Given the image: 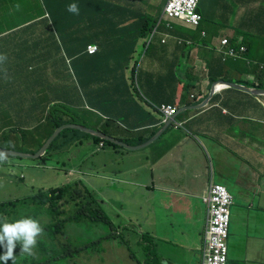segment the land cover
<instances>
[{"label": "crops", "instance_id": "0c3cea01", "mask_svg": "<svg viewBox=\"0 0 264 264\" xmlns=\"http://www.w3.org/2000/svg\"><path fill=\"white\" fill-rule=\"evenodd\" d=\"M198 12L203 19L198 29L179 23L173 24L171 29L160 26L143 61L140 88L142 94L155 104L185 108L203 102L212 90L208 75H204L207 70L219 80L245 89L264 85V0H202ZM45 27L33 30L32 36L37 40L32 46L35 51L26 52L28 57L45 56L48 58L40 61L51 62L59 50L49 49L56 44L42 33L47 32ZM4 28L0 25V36ZM249 32L252 33L249 36L250 51L236 59L226 56L228 48L220 45L221 41L227 40L228 46L235 50L246 48L248 41L242 38ZM168 35L163 45L161 41ZM78 37L62 45L66 47V53L71 54L68 47L81 45L79 41L86 44L101 39V43L106 44L104 32L90 27L81 28ZM110 46L114 47L100 52L104 55L102 60L115 62L127 48L115 42ZM220 55L225 56V62ZM75 58V72L71 76H57L55 90L58 94L53 101H60L68 108L80 107L88 121L85 126L105 130L128 145H137V140L151 138L164 129L159 117L144 108L133 96L127 81L123 82L128 77L127 72L121 73L118 66L115 72H105L100 70L105 67L102 61L96 65L100 60L84 58L81 61L80 55ZM12 62L29 64L25 58L14 57L6 61L11 67ZM11 67L0 71V108L7 110L9 115L0 114L1 124L8 125L9 117L28 127L40 123L47 115L50 103L44 104L37 99L31 107H25L30 99L21 100L28 96L21 87L41 85L42 82L36 81L40 74L35 70L12 73ZM105 77L109 80L104 81ZM47 84L51 85L49 80ZM188 84L192 89L182 91L183 85ZM99 92L103 93L94 96ZM109 99L111 103L106 107ZM177 119L186 122V129L192 136L184 130L169 127L144 149H104L85 167L94 142L90 137L75 134L74 138L81 140V146H72L52 156L57 158L70 150L72 154L68 160L75 161L78 149L84 146V141L88 142L89 150L81 160L77 178L96 190L104 204L105 200H112L115 209H122L121 212L108 210L117 221L134 222L131 218H124L130 217V208L134 206L129 204L128 198L125 204L121 193H129L141 203L154 200L153 208L147 212L148 219L152 213L156 219L151 222L150 230L155 238L162 240L163 247L168 248V257L178 264H199L198 251L208 218L203 198L211 177L217 182V175L225 181L221 184L233 196L229 253L235 247L244 248L243 251L233 250L230 263L264 264V96L256 97L228 88L220 94L216 92L204 108L187 109ZM114 121L131 131L123 130ZM142 123L146 128L134 130ZM65 177V184L75 178L71 172ZM138 191L148 192L150 198H135ZM162 196L181 199V207L163 206ZM133 214L143 216L136 208ZM252 254L258 256L253 257Z\"/></svg>", "mask_w": 264, "mask_h": 264}, {"label": "clouds", "instance_id": "9594fccd", "mask_svg": "<svg viewBox=\"0 0 264 264\" xmlns=\"http://www.w3.org/2000/svg\"><path fill=\"white\" fill-rule=\"evenodd\" d=\"M112 1L117 3L116 0H112ZM128 1L131 2L132 0H128ZM169 1L170 0H162L161 5H160L161 12H160V15H159V17L157 19L155 27L145 37L138 39V41L136 42L132 52L130 53V55L128 57V64H127L128 66H127V68L124 69L125 73L126 72L128 73V77H127V79L125 78V80H123V82L127 81V83L129 84V88L133 92V96L135 97V99L144 108H146L147 110H149L150 112L156 114L159 117L160 124H163L164 129H161L160 131L155 133L151 138H148V139L142 138L140 140H137L136 141L137 145H128L121 138L113 137L110 134H108L107 132H105V130H100V129L87 127V126L84 125L85 123H79L76 120V122H67L66 124L61 125V126L77 125V126H80V127H84V128L90 129V130H92L94 132H97V133H99V134H101L103 136L112 138L115 141L119 142L120 144L111 143L108 140L100 139V137H97L95 135H92L90 133H87L85 131H82V130L76 129V128H72V127L71 128H67V129L76 130V132H74V131L70 132L69 131V133H68L69 142H70L69 136H70V134L72 132H74V135L78 134V135L90 137L91 140L94 142V148H93V152H92L94 154V153H99L100 151H102L104 149H120V148H123V149H126V150H139V149H142V148L144 149L147 146H149L150 144H152V142H154L160 136V134L162 133L161 131H164V130H166L169 127H171L174 130H184V131L187 132L188 135L192 136V134L189 131H187V129H186V122L178 120L177 116L180 113H182L183 111L187 110V109H201V108H204L205 106L208 105L210 98L212 96H214V94L216 92L220 94V93L228 90V88H231V87H228L226 85H220V83H225L226 84L227 82L221 81L218 78L212 76L213 73L211 71L207 70V71H204V75H208L209 80H210V87L212 86V89H213L214 84H217V85L215 86L214 93L211 94V92H212V90H211L210 96L206 100H204L203 102L199 103L196 106H190V107H196V108H189V107L179 108L178 106L165 104V103L155 104L152 101H150L145 95L142 94L138 75L140 76L142 74L143 61H145L146 56H148V54H149V52H150V50L152 48L151 45L153 44V41H154V39H155V37H156V35L158 33V30H159L160 26H164L167 29H171L173 24L179 23V24H181V25H183V26H185L187 28H190V29H198V28H200L201 24L203 23L202 16L198 12V8H199V5L202 2V0H199L198 4L196 6V9H195V13L200 17V22H199L198 26H196V27L188 26V25H186V24H184L182 22H179L177 20H168V19H166L163 16V9H164L165 5ZM5 3H8V2H3V0H0V7H3L2 5L5 4ZM11 5L19 8L20 11H21V14L22 13L25 14V9H24V7L22 5H20V3L19 4L17 3L16 5L11 3ZM68 11L77 12L78 11L77 6L75 4L69 5L68 6ZM11 12L12 13H9V14L13 15L14 12L13 11H11ZM52 20H53V18H52V6H50L49 8H46V13L39 18V21H44L45 24L48 26L47 32L45 33V31H42V33H44L47 36V38L51 39V42L56 44L55 47H50L49 49H52V50L53 49H58L59 51L60 50H65L66 47H63L62 45L63 44H67L70 40H72L73 39L72 35L71 34L66 35L65 33L57 32L52 27ZM26 22H27L26 24L21 26V28H23V31L27 30L29 28V26L32 24L31 22H29V20H27ZM4 27L5 28L2 31V33L5 34V32H8L5 35L14 34V32L16 31L15 29L12 28V26L9 23L4 25ZM32 33H34V32L32 31ZM119 36L121 37V33H120ZM168 37H169V35L165 36L164 39L161 41V43L163 45L165 44L166 39ZM242 40L243 41H248V43L246 45V48L242 47V48L237 49V50L229 47L228 46L229 42L227 40H222L220 45L228 48V51L226 52V56L235 57L234 59H236V58L242 57V55L244 53H246L247 51H250L251 37L243 36ZM4 41H5L4 46L9 47V48H17V46H15V40L7 39V40H4ZM97 45L96 44H93V45L91 44V45H89L87 47V49L85 51V53L87 54V57L91 58V57H94L96 55H100V49H99V47ZM119 45H125L126 46L125 43H119ZM94 47H96L97 53L94 56H90V54H92L94 52ZM111 47H114V46H111ZM82 49H83V46H80V48L76 52H73L70 55L75 57L76 55L84 54V51L80 52ZM27 50L28 49L25 48L24 50L11 51L10 53H11L12 56H14L16 58H25L27 61H29V64L32 67H33L34 64H41V65L42 64H46L47 65L48 63H50V62H46V61H43V62L40 61V60H45V59L48 58V57H45V56H41V57H37V58L36 57H28L27 56L28 53L26 52ZM104 51H106V50H104ZM128 51H129V48L128 47L125 48L124 51H123V54L122 55H118L117 58H116V61L115 62H111V63L112 64H117V63H119L121 61H124V59L128 55ZM220 56L222 57L223 62H225V60H226L225 56L224 55H220ZM6 59H7L6 56L0 55V61H5ZM30 59H38L39 61H31ZM75 66H76V64H75ZM117 66L118 65L115 66V69H116ZM113 68H114V65L111 68H107L105 66L101 70H104L105 72L113 70V72H115V69H113ZM29 70H33V69L30 68ZM263 70H264V68H263ZM71 72L72 73L75 72L74 67H72ZM121 73H124V72L121 71ZM212 77L216 78L215 82H212V80H211ZM38 79L39 80H36V81L37 82H41V76H39ZM107 80H109V78L105 77L104 81H107ZM228 84H233V83H228ZM233 85H235V84H233ZM235 86L240 87L242 89H245V88H243L241 86H238V85H235ZM23 87H25V89H23ZM23 87H21L23 93L24 94H28V96H26L25 98H23L21 100L25 101V99H28V98L30 99V102L26 103L25 107L26 106H30L31 107L33 105L34 100L38 99L39 101H41L44 104L50 103L49 107H48V110H47V115L45 117L53 115V113L56 112V114L53 117V120H54V118H57V120L65 119L67 121H70V118H76L75 114H73L71 111H70V115L71 116L61 115V113H62V111L64 109H68V110H70V109L68 108V105H63V103H61L60 101H56V100L53 101V99L57 95V91L55 90L56 86H53V85L51 86L50 85L48 87V94L47 95L51 96V99L47 100V101L42 99V94L44 93V91H42L40 89L41 88L40 84H37V85H33L32 84L30 86H23ZM259 87H261L262 89H259ZM102 89H107V88H101V90ZM191 89H192V85L191 84L183 85L182 91H187V90H191ZM232 89H236V88H232ZM236 90H238V89H236ZM246 90H249V91H264V85H260V86L256 87V89H250L249 88V89H246ZM240 91H242V90H240ZM243 92H245V91H243ZM102 93L103 92H99V93L95 94L94 96L100 95ZM245 93H248V94H250L252 96H256V95L251 94L250 92H245ZM262 96H264V95H262ZM190 97L191 98H195V95H191ZM101 101L106 102L105 99H101ZM206 101H207V104L205 106L199 107L200 105L204 104ZM109 103H111V99L108 100V103H105L106 107H109L108 106ZM54 105H55V107L52 109V107ZM57 108H62V110L58 111ZM75 108L77 110H80V107H75ZM136 108H138V107L136 106ZM1 109H3V108H0V114L3 113L5 115H8L7 110H5V109L1 110ZM50 111H52V113ZM43 120L40 121V124H43V126L46 127V130L49 133L51 131L53 125H51L48 122H44ZM7 121L9 122L8 125H2L1 124V120H0V125H2V126L17 125V126H20V127H28V126L22 125L19 121L15 120L14 118H10L9 117V119ZM114 122L119 127H121L123 130L128 131V132L131 131V130L127 129L122 123H120L118 121H114ZM145 126L146 125L144 123H142V124H140L139 128L134 129V130L144 129V128H146ZM30 127H32V126H30ZM12 130L16 131L14 128H12ZM63 130H65V129H63ZM19 131H20V129H19ZM86 134H88V135H86ZM59 135L60 134H58V136ZM89 135H91L93 137H97V138H99L102 141L109 142L110 144H113L114 146L109 145L106 142L97 143L93 139V137H91ZM53 141H52V143H53ZM140 141H142V142H140ZM80 142H81V140H76V138H75V140H72L70 143H68L65 146H63V148H61V150H53V151H51L50 152V156H52L55 152H63L65 149H69L72 146H81ZM43 145H42V147H43ZM3 148H5L4 150H7L6 147H2L0 149H3ZM82 148H79L78 150L80 151ZM47 150H46V152H47ZM8 151H12V150H8ZM13 152H16V151H13ZM36 153H34V154H36ZM71 154L72 153H70V150H69V152L65 153V157H66L67 161L70 163V169H69V171L67 170V175L71 172V175H73L75 178H73L72 181H70V182H68L66 184L64 183L62 186H66V185L75 183L76 186L74 187V189H76L77 191H83L84 188L85 189L88 188L93 194H95L98 197V199L100 200V203H103L104 208L107 211L111 209V210H114V211L121 212L122 209H119V208L115 209L114 208V201L105 200V204H104V201L102 200V198H100L98 196V193H97L96 190L91 189L86 184V182L83 183L81 179L77 178V174L80 173V169H81L82 163H81V160H75V161H78V164L72 163V161H69L68 158L71 156ZM44 155H42L41 157H43ZM4 156H9V155H4V154L0 153V160L4 159ZM76 156H77V154H76ZM41 157H39V159ZM87 160H88V157H87ZM43 162L44 163L42 165L44 167H46L45 166V159H43ZM0 167H2V166H0ZM64 167L65 166L63 165L61 167V169L64 170L65 169ZM14 175H16V174L12 171L10 176H14ZM23 178L24 177L22 175L21 179H23ZM5 179H7V178H5ZM215 185L222 186V187H224L226 189V191H227V193L229 195V202H228L227 205L222 206L219 203H215L214 202V196H213V194L211 192V188H212V186H215ZM62 186H60V187H62ZM38 191H40V190H38ZM38 191L33 189V193L31 195H33L34 193H37ZM43 191H47V190H43ZM127 195H128V193H125V192H123L120 195V197L123 198L124 203H125V199H126ZM26 199H24V200H26ZM67 201H69V204H64V200L61 201V203L64 205L63 210H65V211L69 210L70 217H73L75 215V213L73 211L72 204L70 203L69 199H67ZM203 201H204V203L207 206V216H208V218H207V223L205 225L204 231H203L202 236H201V244H200V248H199V251H198V262H199V264H217V258L220 257V260H221V262L223 264H228L229 263L228 240H229V235H230L231 208H232V205H233V196H232L231 192L229 191V189L224 184H221V183H218V182H214L213 181V177H211V179L209 181L208 189H207V194L204 196ZM8 202H10V200L9 201L8 200L1 201L0 204L8 203ZM124 207H127V206H124ZM1 210L5 211V214H2L0 212V264H15V263L20 262V261L21 262L22 261H26L25 264H49V257L51 255L49 253H47L46 251H44V249L41 247L42 240L38 239V236L43 234L44 226L43 227L40 226L39 222L36 221L37 218H35V220H34L32 218H27L25 216V217H21V218H18V219H13V217H15L14 214L9 215L6 209H2L1 208ZM111 216L112 215L109 216V219L113 222V224L119 226V228L115 231V234H114L116 236V239L108 240L109 242H115L118 239V240H121V241L124 240V241H122L124 244L128 243L130 245V242L132 241L133 233L135 231H139L141 233L140 237H141V240H142V241L140 240L142 242V244L141 243L140 244L144 245V246H149V244H147L145 242V239L142 238L143 236H145L146 233H144L145 230L140 225L136 224L135 222H127V221H120V220L117 221L113 216H112V218H113L112 219ZM62 217H64V215ZM2 218H4L5 220L2 221ZM124 218H129V217H124ZM221 219H223V225H222V228L218 230L217 223ZM104 235L106 236L107 234L104 232ZM144 254H145V257L147 258V262L145 264H156L157 259L155 257H153L151 255L149 256L146 251H144ZM130 255L131 254L129 252V256ZM81 257H82V255L79 257V259ZM133 261L136 262V264H142V262L140 260H138L136 258V256H135ZM21 264H23V263H21ZM166 264H168V263H166Z\"/></svg>", "mask_w": 264, "mask_h": 264}, {"label": "rangeland", "instance_id": "374dc122", "mask_svg": "<svg viewBox=\"0 0 264 264\" xmlns=\"http://www.w3.org/2000/svg\"><path fill=\"white\" fill-rule=\"evenodd\" d=\"M3 2H8L3 4V7H0V25L4 26L8 24V14L9 8H11V3L16 5L17 3L22 5L25 9V15L28 19V10L30 7L35 6L38 8L42 7L40 0H3ZM162 0H152L151 4L153 6H160ZM146 4V1L142 3ZM145 7V6H143ZM49 8V7H48ZM22 10V9H21ZM12 13V12H10ZM46 13V9L36 15L35 17L42 14V16ZM153 15V14H152ZM125 36V35H121ZM5 41L0 42V55L6 56L7 59L5 61H0V71L5 67H11V64L6 63L7 60H12L14 57L11 55V51H21L24 48H9L4 46ZM97 53L96 47H94V52L90 54V56H94ZM81 61L84 58H88L87 54H81ZM50 63L46 64H34L33 67L30 64H15L12 62L11 71L12 73L16 71H24L32 68L37 73L40 74L41 77H48V79H42L41 82V90L44 91L42 94V99L47 101L51 99V96L48 94V84L47 80H49L51 86H57L58 82L56 81L57 76L59 75H69L71 76L72 67L76 64V58L68 53L65 50H60L59 53L55 54ZM59 59V61H58ZM123 72H125L123 70ZM25 89V87H23ZM2 102V96L0 95V103ZM70 111L75 114L76 119L79 123H88L84 119V115L81 110H77L76 108H69ZM58 111L62 110V108H57ZM53 115L44 118V122H48L53 125ZM68 114V113H67ZM70 115V114H69ZM47 126V125H46ZM14 128L16 131L12 130ZM67 128H71L70 126H66ZM20 129V131H19ZM48 134L46 127L43 124L37 123L32 127H20L17 125L12 126H2L0 125V148L6 147L7 150L16 151L24 154H31L30 151H35L38 146L43 142V139ZM60 140H57L56 143H60ZM46 142V141H45ZM5 149V148H3ZM89 150L88 142L84 141L83 148L77 153V160H82L87 154L86 152ZM37 152V151H36ZM35 152V153H36ZM34 154V153H32ZM88 162L85 163V167H88L93 158H96L98 153L88 154ZM43 159H31V158H19V157H11L4 156V159L0 160V202L5 200H10V202H15L18 200H24L29 197L33 193V189L38 190H49L62 186L67 180L65 175L67 174V170L70 169V163L67 161L65 154H60L57 156H50L48 154L45 157V166L43 164ZM72 163L78 164V161H72ZM65 166L64 170L61 169L62 166ZM12 171L16 174L14 176H10ZM23 175V179L21 176ZM3 178V179H2ZM7 178V179H5ZM217 182L224 183L225 181H221L218 176H215ZM14 183L11 184L10 182ZM89 187L90 185L86 183ZM91 188V187H90ZM230 191V190H229ZM231 192V191H230ZM122 194V193H121ZM145 196L150 198L148 192L138 191L135 195V198ZM128 198V199H127ZM127 201L130 202L138 211H140L143 216H138L133 214L135 208L131 207V218L136 224L140 225L146 233L142 238L145 239V242L149 244V246H143L141 240V233L139 231H135L132 235V241L130 245L125 246V244L121 240H116L115 242H102L98 244V240L102 236V233L105 232L107 234L106 228L102 224H92L86 218H82L79 224H67L66 225V236L69 238L67 247L72 249L84 247L89 243H93L83 251V255L80 259H63L65 248L62 246L63 243H59L58 248V256L60 258L55 264H136L133 260H131L129 256V251L134 253L136 258L145 264L147 262V258L145 257L144 251L148 253V255L153 256L157 259L156 264H178V261H173L168 257L169 250L168 248L163 247V242L160 238H155L153 236V231L150 230L151 222L156 220L154 218L153 213L150 215L148 219L147 212L152 209L154 206V200L148 201L147 203H141L140 201L134 200V196L127 195ZM136 201V202H135ZM161 204L163 206H168L173 209L181 207L182 200L178 199L175 196L166 197L162 196ZM28 202V200L17 203L13 206L16 208L15 216L22 217L25 215L27 218L30 217L31 213H35L37 215L36 221L39 222L40 226H49L53 224V217L50 215L49 210L44 206H33L31 204H24ZM111 210V209H110ZM70 217L69 210L66 211L63 218ZM112 218V216H111ZM113 219V218H112ZM144 219V220H143ZM148 219V221H147ZM160 219V216H159ZM39 240H52L53 236L43 231V234L38 236ZM141 240V241H140ZM141 243V244H140ZM237 249H241L243 251V247H235ZM234 248V249H235ZM233 249V250H234ZM170 250H173V247H170ZM232 251L229 253V257L232 255ZM253 257L258 256V254H252ZM89 259H87V258ZM168 260V261H167ZM228 264H232L229 263Z\"/></svg>", "mask_w": 264, "mask_h": 264}, {"label": "trees", "instance_id": "16d2710c", "mask_svg": "<svg viewBox=\"0 0 264 264\" xmlns=\"http://www.w3.org/2000/svg\"><path fill=\"white\" fill-rule=\"evenodd\" d=\"M41 6L35 8V6L30 7L28 10V19L25 14H21L19 8L11 5L9 8V13L11 11L14 12L13 15L8 14V22L16 31L14 34L5 35L8 32L1 34L0 42L3 40H15V45L20 48H27L29 51H35L32 47L36 44L37 40L32 36V31L37 29L39 26H48L44 21H39V18L42 16L36 15L42 13L46 8L52 6V27L59 33H69L72 35V38H79L78 32L81 28H92L93 30H99L104 32V42L101 43V39L97 40L96 43L88 42L83 44V42L79 41L81 45H76L74 47H68L67 50L70 53L76 52L80 46H83L84 53L89 45L97 44L100 49V52L104 50L112 49L110 46L114 41L116 43H125L129 48L128 55L124 59L117 64H112L110 61L102 60L104 55H96L89 59L91 60H100L96 65H100L101 61L105 64L107 68H111L114 65H118L119 69L123 71L127 68L128 57L132 52L136 42L138 39L145 37L151 30L155 27L157 19L160 15L161 9L160 6H153L151 4L152 0H132L131 2L128 0H116L117 3L112 0H40ZM146 1V4L142 3ZM75 4L77 6V12L68 11V6ZM153 14V15H152ZM27 20L32 24L29 26L27 30L23 31V26L26 24ZM100 26V27H99ZM101 28V29H100ZM125 35V36H119ZM251 32L243 34V36H251ZM113 38L115 39L113 41ZM101 70V69H100ZM139 77V75H138ZM212 82L216 81V78H211ZM259 89H262L259 87ZM58 94V93H57ZM257 97V96H256ZM55 105L52 107V109ZM14 112V111H11ZM52 113V111H50ZM68 113V114H67ZM70 110L64 109L61 115L71 116ZM76 118H70V121L65 119L57 120L54 118L53 126L51 131L47 134V136L43 139V142L38 146L35 151H30V153H35L40 150L45 141L52 135V133L61 125L66 124L67 122H76ZM69 131H74L72 129L63 130L60 135L53 141V143L48 148L46 154L40 159H45V157L50 154L53 150H61L63 146L70 143L74 138V132H72L69 136L70 142L68 140ZM88 135V134H86ZM91 136V135H89ZM93 137V136H91ZM60 140V143H56L57 140ZM93 139L99 142L102 141L97 137H93ZM109 145V142H106ZM76 186L75 183L69 184L66 186L58 187L55 189H50L47 191L40 190L37 193L29 196L26 200L28 202L24 204H31L33 206H44L49 210L50 215L53 217L54 222L49 226H44L43 231L50 233L53 236L52 240H44L42 241L41 247L49 253L51 256L49 257V264H55L60 256H58V248L59 243H63V247L65 248L64 259H73L79 258L83 255V251L87 248V246L92 245L93 243H89L88 245L76 249H70L67 247L69 238L66 236V225L67 224H79L82 218H86L92 224L98 225L102 224L106 230L107 235L102 233L100 240H98V244L102 242H109L108 240L116 239L115 231L119 228V226L113 224V222L109 219L110 213L104 208L103 203H100L98 197L93 194L88 188H84L83 191H77L74 189ZM72 204L73 211L75 215L73 217L63 218L62 216L66 213L63 210L64 205L61 203L64 200V204H69V201ZM25 200H18L15 202H8L0 204V212L5 214V211L2 209H6L9 215H12L16 212V208L13 206L17 203H20ZM22 217H25L23 215ZM30 217L37 218L36 212L31 213ZM21 218L20 216H15L13 219ZM124 241V240H122ZM128 243H125V246H128ZM144 246V245H143ZM130 252V251H129ZM131 260H134L135 254L130 252ZM87 258V257H86ZM88 259V258H87ZM89 260V259H88ZM25 264L26 261H20L15 264Z\"/></svg>", "mask_w": 264, "mask_h": 264}, {"label": "built area", "instance_id": "2783aa9c", "mask_svg": "<svg viewBox=\"0 0 264 264\" xmlns=\"http://www.w3.org/2000/svg\"><path fill=\"white\" fill-rule=\"evenodd\" d=\"M199 0H170L163 9V16L168 20H177L188 26L196 27L200 22V17L195 13ZM211 192L214 196V202L225 206L229 202V195L222 186H212ZM223 219L217 223L218 230L222 228ZM219 248V247H218ZM217 264H223L220 257L217 258Z\"/></svg>", "mask_w": 264, "mask_h": 264}, {"label": "water", "instance_id": "95a60500", "mask_svg": "<svg viewBox=\"0 0 264 264\" xmlns=\"http://www.w3.org/2000/svg\"><path fill=\"white\" fill-rule=\"evenodd\" d=\"M216 85L217 84H214L211 94L214 93V90H215V86ZM220 85H226V86L231 87V88H236L238 90H242V91H245V92H250L251 94L256 95V96H262V95H264V91H249V90L242 89L240 87H237V86H235L233 84H228V83H226V84L225 83H220ZM206 104H207V101L204 104L200 105L199 107H203ZM189 108H196V107H189ZM66 126H70L72 128L80 129L82 131H85V132L90 133L92 135H95L97 137H100V139L108 140L111 143L120 144L119 142L115 141L114 139L109 138V137H106V136H103V135H101V134H99L97 132H94V131L90 130V129H87V128H84V127H80V126H77V125H66ZM66 126L59 127L51 135V137L46 141V143L43 145V147L36 154H24V153H18V152L8 151V150H4V149H0V153H2L4 155H9V156H12V157H19V158H31V159L39 158V157H41L42 155H44L46 153V150L48 149V147L50 146V144L52 143V141L58 136V134H60V132L63 129H65Z\"/></svg>", "mask_w": 264, "mask_h": 264}]
</instances>
